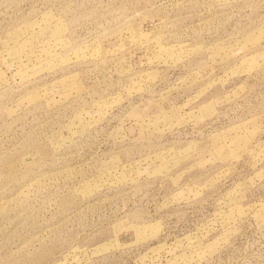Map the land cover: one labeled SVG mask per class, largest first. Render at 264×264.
I'll use <instances>...</instances> for the list:
<instances>
[{
	"label": "rangeland",
	"instance_id": "rangeland-1",
	"mask_svg": "<svg viewBox=\"0 0 264 264\" xmlns=\"http://www.w3.org/2000/svg\"><path fill=\"white\" fill-rule=\"evenodd\" d=\"M0 264H264V0H0Z\"/></svg>",
	"mask_w": 264,
	"mask_h": 264
}]
</instances>
